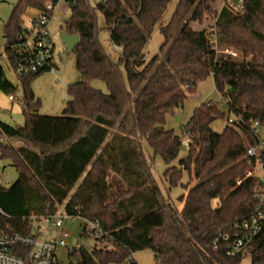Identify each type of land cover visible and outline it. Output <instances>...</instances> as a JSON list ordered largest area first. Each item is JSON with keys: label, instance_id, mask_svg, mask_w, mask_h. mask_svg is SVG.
I'll return each instance as SVG.
<instances>
[{"label": "trees", "instance_id": "obj_1", "mask_svg": "<svg viewBox=\"0 0 264 264\" xmlns=\"http://www.w3.org/2000/svg\"><path fill=\"white\" fill-rule=\"evenodd\" d=\"M49 2H65L71 10L60 31L80 37L73 51L79 78L68 86L62 114L46 115L31 86L42 74L20 75L25 123L0 120V159H9L19 174L9 187L0 185V208L8 215L3 222L26 232L24 218L53 216L59 205L72 218L98 220L103 234L94 237L93 252H69L79 257L76 264H138L129 256L148 248L157 264H241L247 253L252 264H264V227L237 255L228 254L223 240L216 248L213 243L255 212L256 193L264 191L258 177L245 178L254 166L249 147L262 146L264 168V0H245L238 15L220 10L222 0H177L159 28L160 50L150 59L146 46L170 0H18L4 26V50L13 67L26 12L46 11ZM99 13L111 42L122 48L118 59L98 38ZM214 24L219 43L233 46L238 57L217 52L208 31ZM209 76L234 121L215 131L212 123L227 113L219 103L197 106L183 126L189 144L179 158L182 137L166 127L167 118ZM95 80L106 90L94 86ZM0 87L15 89L3 75ZM144 144L167 165L163 176L170 188L183 187L176 198L181 210L164 197ZM117 178L125 186L110 197ZM83 234L89 236L86 223ZM104 239L113 249L99 247Z\"/></svg>", "mask_w": 264, "mask_h": 264}, {"label": "rangeland", "instance_id": "obj_2", "mask_svg": "<svg viewBox=\"0 0 264 264\" xmlns=\"http://www.w3.org/2000/svg\"><path fill=\"white\" fill-rule=\"evenodd\" d=\"M17 1L18 0H0V77L3 75L5 79H7L15 86V89L10 92H6L0 87V120L11 125H24V108H26L24 87L20 75L11 65L4 50L6 44V38L4 37V26L7 23ZM176 4L177 0H170L168 7L163 14L161 22L155 26L145 49L147 59H150L152 56L159 52L160 46L164 41V37L161 34L159 28L160 26L165 25L170 19L172 13L175 10ZM70 13L71 10L65 2L58 3L55 8L53 19L50 25V33L56 43V63L61 71L60 75H40L36 77L31 84L35 96L41 101L39 109V112L41 114H62L69 97L68 86L69 84L76 82L79 78V74L75 66V54L73 52H66L64 44L57 34V32L60 31L61 24L64 22V20L69 18ZM35 14V9H29L24 16L25 22H29L35 16ZM98 27V38L102 43L104 49L113 59H118L120 51L111 42L110 34L104 28L105 18L102 13L98 14ZM227 49H232L238 53V56L240 55L239 51L233 46L218 43L217 50L225 51ZM218 53L221 54L222 52ZM93 85L106 90L105 84L99 80L93 81ZM10 94L14 96L13 100L9 99ZM207 99L215 100L217 103H219V108L227 113L226 105L221 102L218 93H216L215 91L214 79L212 76H209L206 80L199 83L197 92L194 97L186 101L184 106L176 110L175 113L168 116L166 127L174 129L176 134L183 137V126L189 120L195 108L201 105ZM229 116L230 115L227 113L226 116L220 117L215 120L212 123V128L215 131L221 132L229 123ZM259 132L263 139L264 145V130L260 127ZM15 142L16 141H13V144L18 147V144H16ZM144 151L145 156L153 170V176L162 188L164 197L170 203L176 205L179 210H181L184 204L178 203L176 198L184 192L183 187L181 185H178L170 188L168 182L163 176V172L167 165L165 164L161 156L155 154L153 150L148 146V144H144ZM186 153L187 147L183 145L179 158L184 157ZM177 163L178 160H176L175 164ZM260 174L264 176V173L262 171H260ZM18 175L19 174L16 167L12 165V162L9 159H0L1 186L9 187L18 178ZM185 180L186 178L184 179V181ZM119 186H125V184L117 178L115 179L113 187L110 190V197H113L117 194L115 192H117V188ZM185 193H187V191ZM216 204L217 200L214 201V205ZM54 216L50 219L49 222H45L42 224L39 235L42 239H50L58 237L61 230H64L70 234V237L67 239L68 246L60 247L57 250V264H76L79 261V257L72 258L70 257L69 252L73 251L77 247H83L89 253L93 252L98 243L93 235L86 236L83 234V226L86 222L83 218H72L67 216L64 212V205H59V209ZM58 216H66L64 226L62 228L53 226L54 219ZM99 247L108 250L113 249V246L105 239L99 241ZM133 256L138 264H157L155 254L150 248L137 251L133 254ZM108 264L117 263L112 262ZM241 264H252V257L250 253L244 255Z\"/></svg>", "mask_w": 264, "mask_h": 264}, {"label": "built area", "instance_id": "obj_3", "mask_svg": "<svg viewBox=\"0 0 264 264\" xmlns=\"http://www.w3.org/2000/svg\"><path fill=\"white\" fill-rule=\"evenodd\" d=\"M56 6L49 2L46 5V11L37 10L35 16L29 22H25L26 28L23 31V41L18 49L19 57L14 66L19 75L29 73L60 75L61 71L56 63V43L50 33V25ZM244 6L245 0H222L220 10L225 9L234 15H238L242 12ZM49 11H53V14L50 15ZM208 31L211 41L217 50L219 43L217 25L210 26ZM60 32L58 31L57 34L60 35ZM116 48L120 52L122 51L120 46H116ZM217 52H222L233 57L238 56V53L232 49L225 51L217 50ZM9 99L13 100L14 96L10 94ZM204 102L210 105L217 103L213 99H207ZM233 121L234 119L231 117L229 122L233 123ZM254 125L258 127V122H255ZM188 144L187 133L183 131L182 145L188 146ZM261 147L251 146L248 148L247 156L249 163L254 162V166L252 169L246 171L245 178L258 177L264 187V176L260 174V171L264 173L260 155ZM241 182L242 180L239 179L238 184ZM256 197L260 203L255 212L249 218L236 223L232 235L222 234L216 238L213 241L215 248L221 239L226 243L229 255L233 256L246 251L250 243L264 227V191L256 193ZM7 216L0 208V264H57V250L60 247L68 246L67 239L70 237V234L61 230L58 237L50 239H42L39 235L42 224L49 222L54 215L39 217L32 214L24 218L23 223L28 226V231L26 232L15 230L9 224L4 223L3 220ZM65 219L66 216L56 217L53 226L62 228ZM85 223L89 236L99 237L103 234L98 220L86 221ZM133 259V255L129 256V261Z\"/></svg>", "mask_w": 264, "mask_h": 264}, {"label": "water", "instance_id": "obj_4", "mask_svg": "<svg viewBox=\"0 0 264 264\" xmlns=\"http://www.w3.org/2000/svg\"><path fill=\"white\" fill-rule=\"evenodd\" d=\"M59 37L62 40L67 53L73 52L75 47L80 42L79 35H72L70 33L64 32V31L60 32Z\"/></svg>", "mask_w": 264, "mask_h": 264}, {"label": "crops", "instance_id": "obj_5", "mask_svg": "<svg viewBox=\"0 0 264 264\" xmlns=\"http://www.w3.org/2000/svg\"><path fill=\"white\" fill-rule=\"evenodd\" d=\"M37 11V10H36ZM16 144H18L17 146H20L21 145V143L20 142H15ZM152 169V168H151ZM152 173H153V170H152ZM161 190H162V188H161ZM135 259V258H134Z\"/></svg>", "mask_w": 264, "mask_h": 264}]
</instances>
